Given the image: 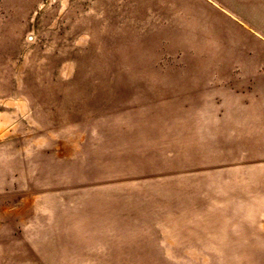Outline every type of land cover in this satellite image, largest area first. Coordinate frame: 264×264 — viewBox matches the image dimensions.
<instances>
[{"label":"rangeland","instance_id":"374dc122","mask_svg":"<svg viewBox=\"0 0 264 264\" xmlns=\"http://www.w3.org/2000/svg\"><path fill=\"white\" fill-rule=\"evenodd\" d=\"M0 264H264V0H0Z\"/></svg>","mask_w":264,"mask_h":264}]
</instances>
